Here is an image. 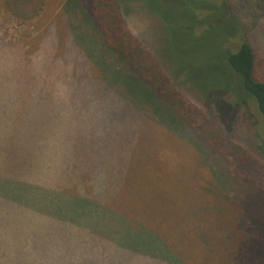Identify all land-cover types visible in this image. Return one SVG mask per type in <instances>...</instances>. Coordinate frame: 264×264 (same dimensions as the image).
I'll return each instance as SVG.
<instances>
[{
  "label": "rangeland",
  "instance_id": "obj_1",
  "mask_svg": "<svg viewBox=\"0 0 264 264\" xmlns=\"http://www.w3.org/2000/svg\"><path fill=\"white\" fill-rule=\"evenodd\" d=\"M116 1L182 97L183 118L115 83L114 72H130L90 0H0V188L16 195L32 180L110 212L97 239L0 196V264H264V124L252 105L204 97L181 74L208 93L227 73L222 50L238 46L218 16L225 1ZM247 36L264 81V20ZM228 142L244 156H225Z\"/></svg>",
  "mask_w": 264,
  "mask_h": 264
},
{
  "label": "trees",
  "instance_id": "obj_2",
  "mask_svg": "<svg viewBox=\"0 0 264 264\" xmlns=\"http://www.w3.org/2000/svg\"><path fill=\"white\" fill-rule=\"evenodd\" d=\"M123 1L128 2L129 0ZM131 1L141 2L142 5L145 2V0ZM224 1L225 11L219 12L218 16L221 17V14H225L227 22L234 26L232 33L235 40L229 41L231 43L236 42L238 46L235 53L231 52L232 50L228 45L226 47L227 51L222 50L227 54L224 65L221 64L222 57L219 60V65L221 68L224 67L227 73L223 71L218 83L212 81L207 83V87L210 88L208 93L201 92L199 87L190 80L188 74L184 72H181V74L185 78L187 77L186 81L195 86L196 90L203 96L210 94V91H219L223 94V97L233 98L232 107H235V103H240V101L241 106L244 104L252 105L264 124V81L257 78V54L247 36L250 32L258 30L264 20V0ZM72 2H75V0H70L69 3ZM116 3V0H90V17L104 44L117 55L118 59L126 65L130 72L128 74L123 70L116 71L113 80L115 83L125 85L129 97H132L141 106H143V103L161 101L178 118H183L181 114V109L184 106L182 97L171 87L167 75L160 69L155 59L124 28ZM213 31L215 34L219 33L216 28H213ZM178 59L179 64L183 62V66H179L180 68L191 70L187 68L193 66L190 61L184 57ZM196 65H202V63ZM220 77L216 76L214 81H218ZM156 104L159 103L156 102ZM134 106L137 110H140L139 106ZM165 113V116L171 119L172 123L177 122L172 113L166 110ZM225 156L237 158L244 155L239 147L228 142ZM32 183V180L20 182L16 195L8 193L7 190L10 188H0V196L6 202L16 205L17 208L41 215L44 219L56 220L60 218L58 220L61 222L71 225L78 231L86 232L94 238L99 239L98 237L105 236L98 229L101 221H106L110 212L106 206L95 201L92 195H89L90 197L85 196L80 191H71L67 188L53 187V189H47L48 186L46 185H44V188L42 185H33ZM55 203L56 205H53ZM107 226L111 225L108 223Z\"/></svg>",
  "mask_w": 264,
  "mask_h": 264
}]
</instances>
